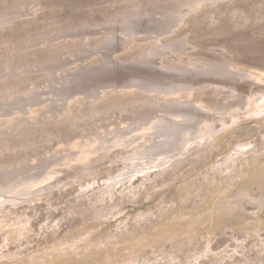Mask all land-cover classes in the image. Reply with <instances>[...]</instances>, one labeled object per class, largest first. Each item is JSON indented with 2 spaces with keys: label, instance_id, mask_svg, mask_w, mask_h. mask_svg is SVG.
Segmentation results:
<instances>
[{
  "label": "rangeland",
  "instance_id": "rangeland-1",
  "mask_svg": "<svg viewBox=\"0 0 264 264\" xmlns=\"http://www.w3.org/2000/svg\"><path fill=\"white\" fill-rule=\"evenodd\" d=\"M219 66L250 78L217 127L141 165L151 132L0 190V264H264V0H0V175L153 104L214 112L225 86L196 81ZM57 76L82 91H48Z\"/></svg>",
  "mask_w": 264,
  "mask_h": 264
},
{
  "label": "bare ground",
  "instance_id": "bare-ground-1",
  "mask_svg": "<svg viewBox=\"0 0 264 264\" xmlns=\"http://www.w3.org/2000/svg\"><path fill=\"white\" fill-rule=\"evenodd\" d=\"M156 10L157 9H155V11ZM158 12L160 13V11ZM155 32L156 35L160 33L159 31ZM206 73L207 74L205 75L208 77L205 79L202 78V80H198L196 82L202 84L205 82L223 84L227 91L226 94L224 93V96L222 95V99L217 98L219 100L221 99L222 103L212 107L215 109L214 112L206 111L192 102L183 104L182 102L175 103L172 101L164 107H158L156 104H153V106H149V108L153 109L143 110L136 116L124 115V117L120 120H117V118L110 120L104 119L97 124L92 123V126L85 131V134H83L81 139L76 141L74 145L69 144L68 146L64 143V145H61L56 152L47 157V159L42 160L38 164L32 165L28 169H16L1 173L0 190L12 191L13 189H19L22 187L29 188L41 178L45 177L49 173L50 168L52 167L51 165L55 162H62L65 159H68L69 162H78L85 158L87 155L86 153L91 150L95 151L100 148H105V150L109 151L120 141H124L127 144L132 145L136 143L146 132H151L153 140H151L150 143L142 148H138L139 146H134L132 148L133 153L130 155V159H136L133 163L141 165L140 163H146L153 160L152 157L154 155L175 148L179 141L189 133L192 135L198 133V128L205 127L210 124L207 120L212 121L211 123H213L214 127H217V120H215L216 115H220L221 117L226 116L232 110L241 109L245 106L246 100L243 94V82L249 74H246V72L240 74L221 66L216 69L213 67L208 68ZM172 79H167L168 81L166 80V84L170 85L164 87L165 91H175L181 89V87L192 86L195 84L194 79H191L190 81L187 79H181L180 82H176L177 79L172 81ZM73 80H77V77L74 76L71 80H67L65 77L57 76L54 81L50 82V87H46H49L47 89L48 91L52 89L56 90L58 88L56 85L61 82L64 87L67 84L73 87L76 91H82L79 87L73 86ZM150 84H155V82L151 81L147 84L143 83L140 86L148 90V85ZM156 88L161 90L163 87L156 85ZM91 92V94L96 93L94 90H91ZM58 95L61 94L59 93ZM84 153L86 155H84ZM129 173L130 172H123L121 175H117L118 177H116L115 180L119 179L121 176L128 175Z\"/></svg>",
  "mask_w": 264,
  "mask_h": 264
}]
</instances>
